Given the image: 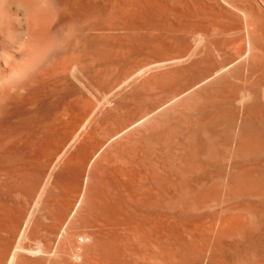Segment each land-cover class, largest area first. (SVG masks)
Instances as JSON below:
<instances>
[{"label": "bare ground", "instance_id": "bare-ground-1", "mask_svg": "<svg viewBox=\"0 0 264 264\" xmlns=\"http://www.w3.org/2000/svg\"><path fill=\"white\" fill-rule=\"evenodd\" d=\"M0 264H264V0H0Z\"/></svg>", "mask_w": 264, "mask_h": 264}]
</instances>
